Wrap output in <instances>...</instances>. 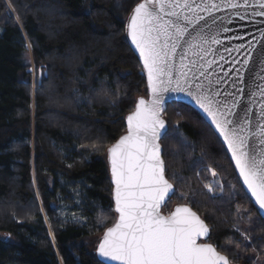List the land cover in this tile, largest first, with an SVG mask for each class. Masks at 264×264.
I'll return each mask as SVG.
<instances>
[{
  "label": "trees",
  "instance_id": "16d2710c",
  "mask_svg": "<svg viewBox=\"0 0 264 264\" xmlns=\"http://www.w3.org/2000/svg\"><path fill=\"white\" fill-rule=\"evenodd\" d=\"M113 4L0 0V264H103L95 246L115 219L104 154L147 94ZM163 116L162 158L175 190L161 211L189 205L209 226L208 242L231 264H250L234 224L256 219L252 253L260 255L264 218L222 143L188 105L169 103ZM205 167L222 180L216 197L199 182Z\"/></svg>",
  "mask_w": 264,
  "mask_h": 264
},
{
  "label": "snow or ice",
  "instance_id": "6c2138e0",
  "mask_svg": "<svg viewBox=\"0 0 264 264\" xmlns=\"http://www.w3.org/2000/svg\"><path fill=\"white\" fill-rule=\"evenodd\" d=\"M221 3L237 7L234 0H221ZM244 3L247 4V0ZM256 3L264 9V0H256ZM218 7L212 0H202V5L197 4L195 8L190 0H143L133 9L128 35L139 50L153 99L148 103L143 99L138 101L135 111L127 117V134L108 149L115 185V211L119 213V219L104 232L99 242L97 253L101 258L118 261L119 264H228L227 258L218 254L210 244L197 242V237L205 236L209 229L190 208L178 206L168 216L160 214L162 204L174 189L165 179L161 147L157 143L163 135L161 130L165 129V122L159 119L162 104L159 94L172 83V61L177 48L183 47L182 42L187 43V48L180 54L176 87L172 90L187 91L211 118L244 184L264 209V106L261 107L260 123L255 133L262 149L257 152L254 146H250L248 138V110L243 117L233 119L238 102L230 106L221 105L214 99L218 93H211L202 84L196 85L197 91L183 86L191 84L185 71L188 66L183 63L185 54L194 46L198 49L194 55L200 52L207 54L203 47L208 43L206 35L192 26L203 20L200 11L211 13ZM165 8L171 10L165 13ZM184 11L191 15H184ZM258 14L264 16V11ZM164 15L169 19L165 20ZM181 17L184 24L180 23ZM190 28L196 32L195 36H192ZM247 56L243 61L245 67L254 53L249 51ZM260 79L257 90L264 97V76ZM205 187L212 190L209 185Z\"/></svg>",
  "mask_w": 264,
  "mask_h": 264
},
{
  "label": "water",
  "instance_id": "95a60500",
  "mask_svg": "<svg viewBox=\"0 0 264 264\" xmlns=\"http://www.w3.org/2000/svg\"><path fill=\"white\" fill-rule=\"evenodd\" d=\"M141 2H143V0H141L137 4ZM212 2L218 4L219 7L213 10L211 13L200 11L199 15L203 17V20L199 22V25L192 26L194 28H197L198 30H202V33L206 35L208 43L203 45V47L205 48L207 54L204 55L203 52H200L194 55V52H198V49L195 46L191 51L185 54L183 63L188 66L185 71L188 72V79L191 80V84H186L183 86L185 88L190 87L192 91H197L196 85L202 84L204 88L209 89L211 93H218V95H216L214 99L221 105L227 104L230 106L233 102H238V106L231 117L233 119L243 117L245 110H248L247 118L250 120L248 129L250 134L248 138L250 141V146H254L257 149V152H259L262 149L259 144V139L255 135V133L257 131V126L260 123V110L261 107L264 106V97H262L257 90V86L261 83L260 78L261 76H264V16H261L258 13L264 11V9H262L256 3V0H247V4L244 3V0H234V2L237 4V7L235 8L225 6L223 3H221V0H212ZM190 3H192V7L195 8L197 4L202 5V0H190ZM137 4L134 5L128 15V18L124 24V33L130 48L137 56L143 68L146 80L147 96H140L136 99L133 109L125 116V131L106 150L109 181L111 184V201L115 219L113 223L104 230V232L108 228L113 227L119 219V213L115 211V185L112 182L111 163L109 160L108 149L112 145H114L121 136L127 134V117L135 111L138 101L140 99H143L146 103H148L153 99V95L148 88V74L144 69L139 50L136 48L135 44L132 43V39L128 35V25L130 23V17L133 13V9ZM170 10L171 9L169 8H165L164 11L165 13H167ZM184 15H191V13L184 11ZM164 19L167 20L169 19V17L167 15H164ZM171 19L175 20L176 17H171ZM180 23H185L182 17L180 18ZM205 25L207 26L205 27ZM189 31L192 32V28H190ZM195 35L196 32H192V36ZM188 39L190 40L191 38ZM213 40L218 42L214 43ZM182 44L183 47H178L177 53L173 57V67L171 69L172 83L171 85H166L165 87L167 88V90L159 94L162 97V104L159 110V119L165 122V129L161 130L163 132V135L157 141V143L161 147V160L164 162L162 158V146L160 144V141L168 129L167 122L163 117V113L165 112L167 104L170 102H180L190 106L202 115L204 120L210 125L212 130L219 138L228 154V157L233 165V168L238 176L243 190L249 196L252 203L256 206L259 214L264 218V209L260 208L259 204L255 200V197L252 196L251 191L244 184L243 178L240 176L239 170L236 168L235 162L231 158V153L228 150L223 137L220 135L219 130H217L215 125L211 122V118L203 111V109L199 107L195 99H193V97L190 96L187 91L172 90V88L176 87V78L179 73L181 64L180 54L185 51V48H187L186 42H182ZM249 51H252L254 53V57L250 61L249 65L245 67L243 65V61L248 58L247 54ZM192 61H195V64H192ZM188 69L191 70L189 71ZM31 71L32 68H29L27 70L28 73H30ZM164 79L167 81L168 77L165 76ZM181 84H183V80H181ZM165 179L169 182V184L173 185L166 178V175ZM173 189L175 190L174 185ZM172 195L173 194L167 197L166 203L171 199ZM165 204H162L160 208V214L163 216H168L171 212L175 211L176 207L178 206L188 207L193 212H195L189 205L179 204L173 206L169 213L164 214L161 209ZM197 216L209 229V226L206 224V222L198 214ZM104 232L100 236L95 247L94 253L96 259L103 264H119L118 261H111L106 258H101L97 253V248L100 240L103 238ZM209 234L210 229L205 236L197 237V242L202 244H210L218 254L226 257L224 254L219 252L213 244L207 242ZM227 261L228 264H231L228 258Z\"/></svg>",
  "mask_w": 264,
  "mask_h": 264
},
{
  "label": "rangeland",
  "instance_id": "374dc122",
  "mask_svg": "<svg viewBox=\"0 0 264 264\" xmlns=\"http://www.w3.org/2000/svg\"><path fill=\"white\" fill-rule=\"evenodd\" d=\"M140 1L141 0H114V4H113L114 12L125 24V22H126V20L128 18V15L131 12L132 8L134 7L135 4H137ZM31 60L32 59H30V68H32L31 77H32V80H33L32 82H34V80L36 78L35 77L36 74L34 73L33 64H32ZM40 77H41V75H40ZM38 80H40L39 77H38ZM32 92H33V90H32ZM141 93H142L141 94L142 96H147V94H145L144 91L141 92ZM170 103H172V102H170ZM164 119H165V117H164ZM105 157H106V151H105V154H104V158ZM205 170H206L207 173L205 174L204 178H202V177H200V175H198L199 182H200L204 192H206L210 197H216V196L220 195V193L223 190V184H222V180L220 178V175L212 167H205ZM213 172H215L216 175H213ZM205 185L211 186L212 190L209 191V189L207 187H205ZM169 212H170V210L168 212H165L164 214H167ZM238 213H243V215H241L242 218H244L245 215L247 216V214H248V212L244 211L242 208L238 209ZM255 221H256V219L254 217H251V219L245 220V221L244 220H238L234 224V229L236 230L239 238H241L242 241H243V245L244 246L241 245V247L245 248V246L248 245L249 248L251 249V252H250V255L252 256V257H250L251 259L249 257H247L245 260H243V263L248 262L250 264H264V254L256 255V254L252 253L253 252L252 240L254 238L253 229H254V226H255L254 225ZM50 236H51V234H50ZM3 238H6V234L4 232L0 231V239H3ZM207 242H208V240H207ZM225 246H226V249L228 251H230V249L234 245L233 244H228V245H225ZM237 250L242 251L240 248L237 249ZM10 264H13V263H10ZM240 264H242V263H240Z\"/></svg>",
  "mask_w": 264,
  "mask_h": 264
}]
</instances>
